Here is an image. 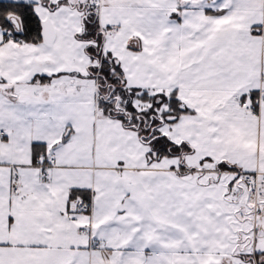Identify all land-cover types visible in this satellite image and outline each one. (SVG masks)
Here are the masks:
<instances>
[{
  "label": "snow or ice",
  "instance_id": "6c2138e0",
  "mask_svg": "<svg viewBox=\"0 0 264 264\" xmlns=\"http://www.w3.org/2000/svg\"><path fill=\"white\" fill-rule=\"evenodd\" d=\"M0 264H264V0H0Z\"/></svg>",
  "mask_w": 264,
  "mask_h": 264
}]
</instances>
